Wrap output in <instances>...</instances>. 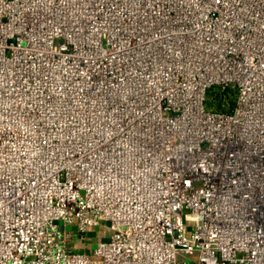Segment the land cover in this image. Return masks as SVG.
I'll return each instance as SVG.
<instances>
[{
	"label": "built area",
	"instance_id": "obj_1",
	"mask_svg": "<svg viewBox=\"0 0 264 264\" xmlns=\"http://www.w3.org/2000/svg\"><path fill=\"white\" fill-rule=\"evenodd\" d=\"M0 264H264V0H0Z\"/></svg>",
	"mask_w": 264,
	"mask_h": 264
},
{
	"label": "rangeland",
	"instance_id": "obj_2",
	"mask_svg": "<svg viewBox=\"0 0 264 264\" xmlns=\"http://www.w3.org/2000/svg\"><path fill=\"white\" fill-rule=\"evenodd\" d=\"M88 45H91V44L89 43ZM104 45L105 46L108 45L105 40H104ZM107 49H110V46H107ZM88 50H89V47H88ZM92 52H93V50L91 49L89 55H91ZM125 66L126 65H124V62L122 61L120 67L123 69ZM226 98L235 99V91H233V92L229 91V93L227 94ZM224 99H225L224 93L221 92V89L218 86L214 85V86H212L211 88H209L207 90L205 105L208 108H218L221 104H223V105L225 104ZM72 230H74V229H72ZM100 235H101L100 227L93 226V227H90L88 229V231L86 232V236H85V242H86L85 243V251L87 253H91L92 252L94 241L97 240ZM74 242L76 243L77 239H75Z\"/></svg>",
	"mask_w": 264,
	"mask_h": 264
}]
</instances>
